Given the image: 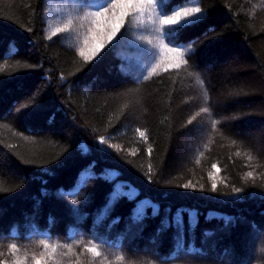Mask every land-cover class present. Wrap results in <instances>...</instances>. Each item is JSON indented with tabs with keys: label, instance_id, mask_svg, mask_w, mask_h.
<instances>
[{
	"label": "trees",
	"instance_id": "16d2710c",
	"mask_svg": "<svg viewBox=\"0 0 264 264\" xmlns=\"http://www.w3.org/2000/svg\"><path fill=\"white\" fill-rule=\"evenodd\" d=\"M198 2L186 66L126 73L49 39L45 0H0V261L264 264V0Z\"/></svg>",
	"mask_w": 264,
	"mask_h": 264
},
{
	"label": "snow or ice",
	"instance_id": "6c2138e0",
	"mask_svg": "<svg viewBox=\"0 0 264 264\" xmlns=\"http://www.w3.org/2000/svg\"><path fill=\"white\" fill-rule=\"evenodd\" d=\"M194 3H196V0H185L184 4H171V0H94L93 3H89V0H83L75 13H65V26L62 28L57 27L52 35L55 36L61 32L70 33L82 44L79 48V55L84 57L85 61H91L105 49L106 45L112 44L117 39L118 34L123 35L121 33L122 29L127 32L130 28L145 27V22L139 18L146 17L147 22H150L156 32L162 33L168 38V43L162 44L163 55L168 58V63L164 70H179L182 66L188 64L184 56L186 52L192 49L185 46L170 47L169 45L176 42V37L180 32L203 19L204 13L201 7L188 6ZM48 38L50 39L51 37ZM148 43H151V41H148ZM191 43H195V41ZM156 55H160V52L157 51ZM156 67H159V65ZM152 71L155 72L156 68H153ZM144 79H148V77L146 76ZM208 111V108L201 109L203 113ZM137 131L141 138L147 139L145 132ZM101 143H105L104 138H101ZM148 151L150 153L151 149H148ZM251 159L252 157L249 156V160ZM213 167L219 171L216 165H213ZM149 171H151L150 168ZM91 176L92 173L88 170H85L82 174L85 181ZM247 176L252 177L253 173L248 172ZM189 186L190 184L183 185L185 188ZM192 186L194 187V185ZM215 189L216 184L213 183L212 190ZM2 190L4 189L0 188V191ZM234 191L238 193L242 189L236 188ZM39 244L43 245L45 249L51 250L49 256H51V253H55L58 247L67 248L69 251L72 250L71 244H49L47 240L43 239L39 241ZM10 250L14 254L18 250L17 244L12 243ZM85 250L91 253L93 258L101 257L102 255L99 246L95 244L91 247L86 245ZM115 259L123 261L124 256H116ZM26 260L27 256L24 258L17 257L13 264H25ZM33 262L34 264H47L44 254H41L39 258L34 257ZM0 264H8V262L0 261Z\"/></svg>",
	"mask_w": 264,
	"mask_h": 264
},
{
	"label": "rangeland",
	"instance_id": "374dc122",
	"mask_svg": "<svg viewBox=\"0 0 264 264\" xmlns=\"http://www.w3.org/2000/svg\"><path fill=\"white\" fill-rule=\"evenodd\" d=\"M82 2L83 0H45L44 20L46 22L45 31L47 37H51L50 39L59 38L65 45L79 51L82 44L70 33L61 32L57 33L55 36H53L52 33L57 27L62 28L65 26V13H75ZM188 6L200 7L198 0H196V3L189 4ZM139 19L145 22V27L130 28L127 32L122 29L121 33L123 35L118 34L117 39L114 40L112 44L106 45L105 49L94 59H98L107 48L113 47L123 59L121 67L126 73H134L140 68H144L146 59L151 55H155L156 59H158L155 65L159 64V68H165L168 63V58L163 55L162 51V44H165V35L156 32L150 22H147L146 17H140ZM148 41H151V43H148ZM157 51L160 52V55H156ZM188 137H186L187 141ZM193 147L195 146L192 144L188 145L187 142V149H192ZM251 236L248 242L250 248L253 249V243L259 240V236L255 230L251 231Z\"/></svg>",
	"mask_w": 264,
	"mask_h": 264
}]
</instances>
